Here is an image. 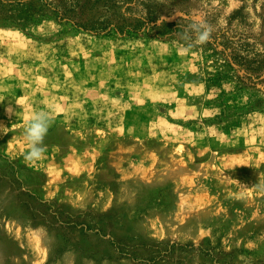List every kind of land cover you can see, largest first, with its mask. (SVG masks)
<instances>
[{"label":"rangeland","instance_id":"rangeland-1","mask_svg":"<svg viewBox=\"0 0 264 264\" xmlns=\"http://www.w3.org/2000/svg\"><path fill=\"white\" fill-rule=\"evenodd\" d=\"M130 9L202 16L264 53V0ZM181 33L0 18V264H264V91L219 102L217 56ZM41 109L53 123L28 165L21 132Z\"/></svg>","mask_w":264,"mask_h":264},{"label":"trees","instance_id":"trees-1","mask_svg":"<svg viewBox=\"0 0 264 264\" xmlns=\"http://www.w3.org/2000/svg\"><path fill=\"white\" fill-rule=\"evenodd\" d=\"M138 4L139 0H0V18L28 26L41 22L45 17H53L67 29L95 34L114 31L146 33L155 37L179 33L188 25L180 19L167 20L155 12L142 13L130 9ZM98 8L103 11H97ZM139 10L143 9L140 7ZM212 34V41L203 46L217 56L218 65L208 75L207 86L220 89L218 101L225 103L229 92L245 87L264 91V53L253 51V44L243 34L226 29L212 31ZM226 85H229L228 89ZM259 100L264 102V97ZM169 245L159 257L170 254L177 244Z\"/></svg>","mask_w":264,"mask_h":264},{"label":"clouds","instance_id":"clouds-1","mask_svg":"<svg viewBox=\"0 0 264 264\" xmlns=\"http://www.w3.org/2000/svg\"><path fill=\"white\" fill-rule=\"evenodd\" d=\"M181 36L185 41L205 45L213 39L212 27L204 17L192 16L189 18L188 25L183 28ZM191 47L192 43H188L186 50H190ZM5 112L11 115V107L7 106ZM52 123L53 116L51 111L43 109L30 113L25 120L21 135L27 145L23 153V160L26 164H35L43 158L47 148L45 141ZM7 133H9V127L0 122V135H6Z\"/></svg>","mask_w":264,"mask_h":264}]
</instances>
